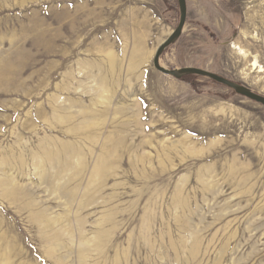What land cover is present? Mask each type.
I'll return each instance as SVG.
<instances>
[{
	"label": "rangeland",
	"instance_id": "374dc122",
	"mask_svg": "<svg viewBox=\"0 0 264 264\" xmlns=\"http://www.w3.org/2000/svg\"><path fill=\"white\" fill-rule=\"evenodd\" d=\"M167 69L264 95V0H187ZM178 0H0V264H264V105L154 66Z\"/></svg>",
	"mask_w": 264,
	"mask_h": 264
},
{
	"label": "water",
	"instance_id": "95a60500",
	"mask_svg": "<svg viewBox=\"0 0 264 264\" xmlns=\"http://www.w3.org/2000/svg\"><path fill=\"white\" fill-rule=\"evenodd\" d=\"M179 8H180V21L176 29L172 31V33L167 37L157 48L154 55V66L161 72L172 75L176 78H180L186 74H195L203 77L211 78L219 83H222L232 89H234L238 94L243 95L251 100H254L258 103L264 105V95L257 93L250 89L248 86L244 84H240L234 82L228 78H225L221 75H218L214 72H211L206 69L197 68V67H184L180 69H167L160 63V57L162 52L172 44L183 32L184 26L186 24L188 8H187V0H178Z\"/></svg>",
	"mask_w": 264,
	"mask_h": 264
}]
</instances>
